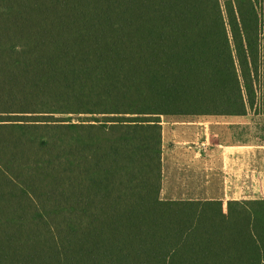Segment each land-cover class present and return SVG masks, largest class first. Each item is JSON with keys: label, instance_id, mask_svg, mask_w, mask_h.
<instances>
[{"label": "trees", "instance_id": "1", "mask_svg": "<svg viewBox=\"0 0 264 264\" xmlns=\"http://www.w3.org/2000/svg\"><path fill=\"white\" fill-rule=\"evenodd\" d=\"M263 29L264 0H0V264H264V199L160 196L162 116L247 115Z\"/></svg>", "mask_w": 264, "mask_h": 264}, {"label": "crops", "instance_id": "2", "mask_svg": "<svg viewBox=\"0 0 264 264\" xmlns=\"http://www.w3.org/2000/svg\"><path fill=\"white\" fill-rule=\"evenodd\" d=\"M225 116H163L162 191L174 200L228 202L264 197H250L258 184L264 186L263 165L254 168L258 183L253 187L252 180L246 182V176H252V172L245 170L251 153H258V158L263 159L264 148H253L249 141L232 142V128L237 122L231 119L234 116L228 120Z\"/></svg>", "mask_w": 264, "mask_h": 264}, {"label": "rangeland", "instance_id": "3", "mask_svg": "<svg viewBox=\"0 0 264 264\" xmlns=\"http://www.w3.org/2000/svg\"><path fill=\"white\" fill-rule=\"evenodd\" d=\"M262 35L264 36V29L262 30ZM260 47H261V67H260V76H259V79L257 81V86H256V89H257L256 105L254 106V108L249 109L248 114L245 116H238V115L236 116L234 115L225 116L224 115V116L226 120H228V117L234 116L235 118L231 117V119L236 120L237 122L233 125V128H232V131L235 136V139H233L232 142L237 143L239 141H249L251 145H253V148L262 149L264 148V37H263V42ZM55 116L56 118H53L54 120H58V121L70 120V122L72 123H89L91 122L90 119H92L91 117H84V115H76V114H72L70 118H68V116L70 115H63V114H57ZM59 119H62V120H59ZM100 119L104 120L103 117H101ZM45 155L49 157V155L47 154ZM262 163H264V158L259 159L258 153H255V152L251 153L250 158H249V165L247 164V167L250 166V168L248 169L247 167H245V170L252 172V176L251 175L246 176V182H248L249 180H252L250 181L252 182V187L254 184L258 183L255 179L256 173H254L255 172L254 168L255 170H257V167H259L258 165L260 166L263 165L262 167H264V164ZM252 177H254L255 181H253ZM254 190L256 189L251 190L250 197H256L257 195H260V196L264 195V186L261 188V186L258 184L257 190L256 191ZM167 194L164 193L161 189L160 196L163 200H169V201L174 200L173 199L174 197L167 195ZM168 198H172V199H168ZM253 199H264V197L259 198L257 196V198H246V199H239V200H253ZM224 202H226L224 205V209H225V214L227 216V205H226L227 201H224Z\"/></svg>", "mask_w": 264, "mask_h": 264}]
</instances>
